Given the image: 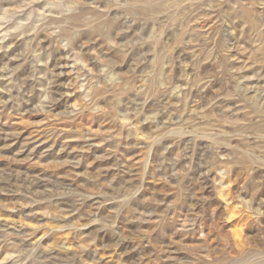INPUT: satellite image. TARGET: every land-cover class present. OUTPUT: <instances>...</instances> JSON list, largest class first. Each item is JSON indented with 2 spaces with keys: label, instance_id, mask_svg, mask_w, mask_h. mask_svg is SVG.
<instances>
[{
  "label": "rangeland",
  "instance_id": "obj_1",
  "mask_svg": "<svg viewBox=\"0 0 264 264\" xmlns=\"http://www.w3.org/2000/svg\"><path fill=\"white\" fill-rule=\"evenodd\" d=\"M259 123L264 0H0V264H264Z\"/></svg>",
  "mask_w": 264,
  "mask_h": 264
},
{
  "label": "bare ground",
  "instance_id": "obj_2",
  "mask_svg": "<svg viewBox=\"0 0 264 264\" xmlns=\"http://www.w3.org/2000/svg\"><path fill=\"white\" fill-rule=\"evenodd\" d=\"M158 1V0H157ZM162 1H164L165 2V0H162ZM162 1L160 0V2H161V4H162ZM176 1V0H175ZM153 2V1H152ZM151 2V3H152ZM200 2V1H199ZM132 3V2H131ZM134 3H135V1H134ZM150 3V4H151ZM157 3V2H156ZM159 3V2H158ZM157 3V4H158ZM140 4V3H139ZM153 4V3H152ZM160 4V3H159ZM146 5H147V2H146ZM146 5H144V4H142V5H138V6H133V4H132V6L130 5V9H136L137 11H139L141 14H143V15H146V14H148L149 12H150V9L146 6ZM164 5V4H163ZM172 5V4H171ZM128 6V5H127ZM149 6H152V5H149ZM155 6H157V5H154V8H155ZM160 7V6H159ZM158 7V8H159ZM168 7H169V4H168ZM174 7V6H173ZM153 8V7H152ZM157 8V7H156ZM164 8H165V6H164ZM129 9V10H130ZM158 10V9H157ZM166 10V9H165ZM170 10V9H169ZM174 10V9H173ZM163 11V10H162ZM176 11H174V12H172L173 14L175 13ZM162 13V12H161ZM173 14H171L172 16H173ZM150 15H151V13H150ZM157 15V14H156ZM76 16V15H75ZM175 17V16H174ZM70 18V17H69ZM178 18V17H177ZM81 19V18H80ZM73 20H74V23H76V22H78L79 21V19L77 18V17H74V15H73ZM77 24V23H76ZM100 32H102V35H103V31H100ZM100 32H98L99 33V35H100ZM255 110V109H254ZM256 111V110H255ZM255 113V112H254ZM262 124H264V123H262ZM258 129L260 130V131H264V125H260V123H259V125H258ZM262 148V147H261ZM247 149V148H246ZM246 151V150H245ZM240 152V151H239ZM238 152V153H239ZM243 152V151H242ZM251 152V151H250ZM241 153V152H240ZM252 156L254 155V154H251ZM259 157V156H258ZM260 157H261V155H260ZM240 159H241V161L243 160V161H245V162H254V164L255 163H258V164H263L264 165V157L263 158H258V159H253V157H251L249 154H243V155H241L240 156ZM239 159V160H240ZM223 197V196H222ZM251 257V255H246L245 256V259H248V258H250ZM254 257V256H253ZM247 262V261H246ZM250 262V261H249Z\"/></svg>",
  "mask_w": 264,
  "mask_h": 264
}]
</instances>
